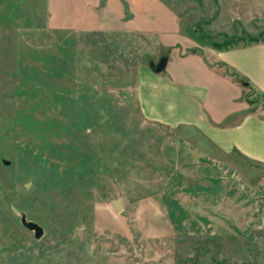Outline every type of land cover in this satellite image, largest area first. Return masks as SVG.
Segmentation results:
<instances>
[{
  "label": "rangeland",
  "instance_id": "rangeland-1",
  "mask_svg": "<svg viewBox=\"0 0 264 264\" xmlns=\"http://www.w3.org/2000/svg\"><path fill=\"white\" fill-rule=\"evenodd\" d=\"M252 37L264 0H0V264H264V164L145 118L139 99L176 41ZM252 48L232 60L256 77Z\"/></svg>",
  "mask_w": 264,
  "mask_h": 264
},
{
  "label": "crops",
  "instance_id": "crops-1",
  "mask_svg": "<svg viewBox=\"0 0 264 264\" xmlns=\"http://www.w3.org/2000/svg\"><path fill=\"white\" fill-rule=\"evenodd\" d=\"M179 42L168 43L170 53L165 55L167 64L161 77L152 75L153 71L141 72L139 99L145 118L171 128L195 131L219 150H235L244 158L264 164V115L258 109L249 110L242 99L243 86L235 79V72L242 71L249 85L264 95V84L258 79L264 68L256 66L254 60L255 77L232 60V53L238 49L250 54L251 45L254 53L264 54V41L197 50ZM220 83L233 89L236 95L229 91L219 94ZM191 106L197 111L194 119L181 115L185 110L189 114Z\"/></svg>",
  "mask_w": 264,
  "mask_h": 264
},
{
  "label": "water",
  "instance_id": "water-1",
  "mask_svg": "<svg viewBox=\"0 0 264 264\" xmlns=\"http://www.w3.org/2000/svg\"><path fill=\"white\" fill-rule=\"evenodd\" d=\"M166 64H167V56L162 55V56L159 57L157 62H155V63L152 62L150 64V67H151V70L154 73H159L166 67ZM186 149L190 152V154L194 158L198 157V152L197 151L193 150L190 147H186ZM119 201H120L119 199L113 201V206L115 207V209L117 211L121 210V205H120ZM20 222L28 230L33 231L34 238H40L42 236V234H43L42 226L39 225L38 223L34 222V221L27 220L24 214L21 215Z\"/></svg>",
  "mask_w": 264,
  "mask_h": 264
},
{
  "label": "trees",
  "instance_id": "trees-1",
  "mask_svg": "<svg viewBox=\"0 0 264 264\" xmlns=\"http://www.w3.org/2000/svg\"><path fill=\"white\" fill-rule=\"evenodd\" d=\"M258 41H260V39H257V38L252 37L249 42H258ZM212 44H213V47L216 48V49H223V48H228V47H231V46H235L236 45L234 39H232L230 41L228 39L225 42H222V41H213ZM163 55H166V54H163ZM239 82H241V84L243 86H247V85L249 86V82L247 80H243L242 79Z\"/></svg>",
  "mask_w": 264,
  "mask_h": 264
}]
</instances>
